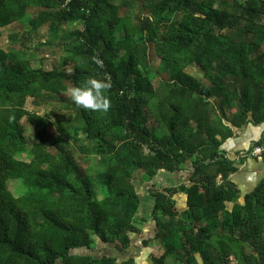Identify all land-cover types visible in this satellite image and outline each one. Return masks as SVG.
<instances>
[{"label":"trees","instance_id":"obj_1","mask_svg":"<svg viewBox=\"0 0 264 264\" xmlns=\"http://www.w3.org/2000/svg\"><path fill=\"white\" fill-rule=\"evenodd\" d=\"M6 31L18 51L1 45ZM48 36L61 68H34L32 37ZM92 76L112 82L107 112L71 99ZM30 98L69 110L73 145ZM250 123H264V0H0V264H136L79 250L127 253L144 234L138 171L151 264H264V179L240 200L223 148ZM76 149L106 163L93 175ZM187 168L185 182L159 181Z\"/></svg>","mask_w":264,"mask_h":264},{"label":"rangeland","instance_id":"obj_2","mask_svg":"<svg viewBox=\"0 0 264 264\" xmlns=\"http://www.w3.org/2000/svg\"><path fill=\"white\" fill-rule=\"evenodd\" d=\"M13 28H10L9 30H13ZM18 29L16 28V31ZM9 31V32H10ZM21 31V30H20ZM8 31L5 32V37L1 41V45L9 50L18 51L20 47V43L18 42H12L8 39L7 34ZM46 43L44 46H39V44L42 43V40H39L38 38L32 37L31 40V50H27L25 57L28 59L32 66L34 68H42V69H51V68H61L60 66V49L56 41H52V38L50 36L46 37ZM45 40V39H44ZM41 42V43H40ZM44 43V42H43ZM38 47V49H37ZM152 63L155 67L159 66V60L156 58V56H152ZM26 107L32 111H38L41 114L49 113L52 115L54 119V124L50 128V130L55 134H60L62 136H65L67 146L73 145V129L72 124L69 123L68 118L70 117V112L67 109L59 110L53 108L51 105H49L47 102H42L40 104L36 103L35 99L30 98L27 102ZM61 123L64 125H67V128L64 130L62 128ZM24 125L26 127V134L27 137L32 139L34 137V130L33 127L28 124V122L24 119ZM75 146H72L74 148ZM77 149L75 150L76 153ZM76 159L78 161L79 166L84 169L88 170L91 174H95L101 165H104L106 163L104 157L102 156H95V157H87L83 156L81 153H76ZM135 185L142 195V208L140 211L141 217L148 218L146 222H143V228H144V234L136 235L133 238V244L129 248L127 253H119L117 252L116 248L112 244H104L101 241H99L93 248V250H87V249H81L79 250V253H90L96 256L100 255H118L119 257H129L134 256L136 258V264H151L150 260V253L153 252V244L151 243L149 246H143L142 241L148 236H151V233L149 232L150 228L149 225L153 223V221L150 219V211L153 206V198L148 195V185L146 182H144V179L142 178V172L138 171L135 174ZM169 183V182H168ZM101 182H96L95 186L98 191V194L101 195ZM12 190L15 194H20L21 192V185L19 182H15L12 184ZM242 199V196L240 197ZM232 204H228L229 207H231Z\"/></svg>","mask_w":264,"mask_h":264},{"label":"crops","instance_id":"obj_3","mask_svg":"<svg viewBox=\"0 0 264 264\" xmlns=\"http://www.w3.org/2000/svg\"><path fill=\"white\" fill-rule=\"evenodd\" d=\"M262 134L264 135V123L260 125L250 123L239 128L236 135L223 144L226 153L239 161L238 170L233 174L232 180L241 190L242 199L240 200H243L244 195L253 190L264 179V158L247 154ZM188 172L189 168L171 174L164 173L159 177V181L179 184L188 179Z\"/></svg>","mask_w":264,"mask_h":264},{"label":"clouds","instance_id":"obj_4","mask_svg":"<svg viewBox=\"0 0 264 264\" xmlns=\"http://www.w3.org/2000/svg\"><path fill=\"white\" fill-rule=\"evenodd\" d=\"M93 59L97 65L103 67V60L99 56ZM111 87L110 78L101 79L98 76H92L82 85L70 88L71 99L84 109L107 112L111 106V98L107 94Z\"/></svg>","mask_w":264,"mask_h":264},{"label":"built area","instance_id":"obj_5","mask_svg":"<svg viewBox=\"0 0 264 264\" xmlns=\"http://www.w3.org/2000/svg\"><path fill=\"white\" fill-rule=\"evenodd\" d=\"M245 154V153H242ZM248 155L261 158L264 156V144H258L252 146L247 152Z\"/></svg>","mask_w":264,"mask_h":264},{"label":"water","instance_id":"obj_6","mask_svg":"<svg viewBox=\"0 0 264 264\" xmlns=\"http://www.w3.org/2000/svg\"><path fill=\"white\" fill-rule=\"evenodd\" d=\"M196 257H197V261H198L199 264H206V262L204 261V259H203V257L201 256L200 253H197Z\"/></svg>","mask_w":264,"mask_h":264}]
</instances>
